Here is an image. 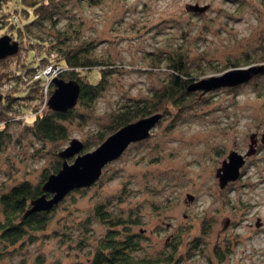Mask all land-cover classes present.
Wrapping results in <instances>:
<instances>
[{
    "label": "rangeland",
    "instance_id": "obj_1",
    "mask_svg": "<svg viewBox=\"0 0 264 264\" xmlns=\"http://www.w3.org/2000/svg\"><path fill=\"white\" fill-rule=\"evenodd\" d=\"M17 1L0 2V17L11 18ZM190 5L209 8L196 12ZM31 31L48 43L67 32L70 44L87 46L114 65L93 109L80 107L65 121L66 140L44 142L23 119L8 122L9 136L0 147V195L24 180L39 182L73 138L94 149L98 134L126 105L153 102L169 80V56L184 55L191 77L198 79L229 70V61L254 57L264 48V0H70ZM5 35L11 36L0 27V37ZM17 40L20 54L0 60L3 97L25 93L40 72L44 90L52 80L49 67L34 70L23 63L30 44L24 36ZM88 77L97 83L101 72L95 68ZM44 94L39 90L26 104L27 113ZM197 97L189 109L170 107L150 137L110 162L97 183L68 194L33 242L2 250L0 264L89 263L107 230L96 216L100 205L113 217L136 220L130 229L138 234L137 257L172 254L162 264H264V72ZM253 133L259 137L257 152L247 157L238 180L220 188L217 168L230 151L246 153Z\"/></svg>",
    "mask_w": 264,
    "mask_h": 264
},
{
    "label": "trees",
    "instance_id": "obj_2",
    "mask_svg": "<svg viewBox=\"0 0 264 264\" xmlns=\"http://www.w3.org/2000/svg\"><path fill=\"white\" fill-rule=\"evenodd\" d=\"M69 1L18 0L16 2L17 6L14 7L15 13H13L11 18H9V14L6 15V19L4 18L5 16L0 17V22L2 23L0 27L4 30H9L12 39L19 44L18 52L12 56L20 54L21 44L17 39L24 36L29 41L30 46L26 50L25 62L23 63L29 69L34 70L40 65H44L46 68H54V76L52 80L48 81V99L55 87L53 83V78L55 77L65 80H78L81 83L78 103L67 112L55 111L49 108L44 96L42 102L33 105L30 112L27 113L26 104H31L32 101L37 99L39 90H41L42 96L45 92L43 88L46 83V76L42 72L28 86L25 93L16 94V96L15 94H5L4 97L0 98V147L5 139H8L9 134L6 127L11 119L20 121L23 119L24 127L41 141L59 142L66 140L69 136V130L65 121L72 120L80 107L91 111L97 97L107 88L106 77L112 72L113 62L96 58L88 50L87 46L70 44L69 41L72 37L67 32L60 31L61 35L58 37V41L48 43L43 42L44 40L41 36L33 34L31 31L32 26H42L47 18H53L59 8ZM61 43L65 46H60ZM56 47H59L57 48L59 50L57 54H54L53 51ZM29 53H32V59H29ZM12 56L7 57V59ZM167 59L166 68L169 71V80L157 94L156 99L148 104L126 105L117 112L113 118V123L105 131L98 134L95 148L124 125L155 113H162L164 116L169 112L170 107L179 110L189 109L198 102L197 94L201 90H189V86L197 81L198 78L191 77L185 56L181 53H176ZM28 60L30 61L28 62ZM253 62L264 63V48L254 57H247L244 62L229 61L227 66L229 69H233L238 66L251 65ZM95 68L100 70L101 78L97 83H92L89 80L88 73ZM4 75L1 73L0 78L4 79ZM201 94H204L203 91H201ZM17 99L24 100L27 103H17ZM92 149L85 141L83 151ZM62 162L63 159L61 158L54 166L45 170L39 182L32 183L29 180H24L11 187L8 192L0 195V213L2 214V218H0V252L23 243L25 240L33 242L35 234L48 228L52 220V213L66 197L50 210L32 213H28V210L31 208V201L44 193L42 186L48 176L52 173H57L62 167ZM104 169L101 177L95 183L104 175ZM85 188L88 187L74 190ZM47 195L49 196L50 194L48 193ZM96 216L99 221L107 225V230L100 237L91 261L89 263L81 261L78 264H162L172 260V254H168L163 258L156 257L153 259L140 258L133 254L139 249V242L135 239L138 234H133L130 229L131 224L136 223V220L128 221L119 216L113 217L102 205L96 207ZM21 264L26 263L22 261ZM41 264H45V262H41Z\"/></svg>",
    "mask_w": 264,
    "mask_h": 264
},
{
    "label": "water",
    "instance_id": "obj_3",
    "mask_svg": "<svg viewBox=\"0 0 264 264\" xmlns=\"http://www.w3.org/2000/svg\"><path fill=\"white\" fill-rule=\"evenodd\" d=\"M2 1L0 0V2ZM189 8L196 12H205L209 5H190ZM18 50L19 44L12 37L8 35L0 37V59L12 56ZM263 72L264 64L236 67L219 75L198 79L189 86V90H201L206 93L222 87L232 88L249 82ZM53 83L55 89L48 101L49 108L61 112H67L74 108L80 97L81 83L78 80H65L60 77L53 78ZM3 95L0 93V98ZM162 117V113H155L124 125L90 151L84 152V142L73 138L70 144L58 153L63 159L61 169L48 176L42 186L44 193L31 201L28 213L50 210L74 189L92 186L101 177L107 164L118 159L132 143L149 138L152 129ZM258 138L257 133L251 134L249 149L244 154L236 150L229 152L216 171L220 188H225L229 183L241 177V169L245 165L247 157L257 152ZM261 141L264 143V134ZM70 158H73V161L70 162ZM187 197L189 200L194 199L192 194H187ZM228 223L227 220L225 226Z\"/></svg>",
    "mask_w": 264,
    "mask_h": 264
},
{
    "label": "built area",
    "instance_id": "obj_4",
    "mask_svg": "<svg viewBox=\"0 0 264 264\" xmlns=\"http://www.w3.org/2000/svg\"><path fill=\"white\" fill-rule=\"evenodd\" d=\"M51 67H49V69H47V71H46V74H51L52 75V77L54 76V72H55V70H53V71H51ZM45 101H47L48 102V97H47V89L45 90ZM48 99V100H47Z\"/></svg>",
    "mask_w": 264,
    "mask_h": 264
},
{
    "label": "flooded vegetation",
    "instance_id": "obj_5",
    "mask_svg": "<svg viewBox=\"0 0 264 264\" xmlns=\"http://www.w3.org/2000/svg\"><path fill=\"white\" fill-rule=\"evenodd\" d=\"M258 142H259V138H258Z\"/></svg>",
    "mask_w": 264,
    "mask_h": 264
}]
</instances>
